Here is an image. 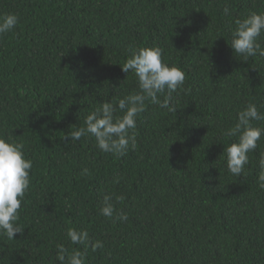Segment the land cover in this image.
Listing matches in <instances>:
<instances>
[{
  "label": "trees",
  "instance_id": "16d2710c",
  "mask_svg": "<svg viewBox=\"0 0 264 264\" xmlns=\"http://www.w3.org/2000/svg\"><path fill=\"white\" fill-rule=\"evenodd\" d=\"M251 12H264V0H0V15L20 18L0 39V133L33 161L24 231L0 235V264H60L57 245L85 250L69 228L104 243L87 247L86 264H264V137L234 176L226 149L238 136L223 135L249 102L264 114V57L231 48L235 21ZM129 46L162 47L186 81L174 111L146 102L136 148L117 158L68 133L139 91L122 70ZM105 195L111 219L100 213Z\"/></svg>",
  "mask_w": 264,
  "mask_h": 264
},
{
  "label": "clouds",
  "instance_id": "9594fccd",
  "mask_svg": "<svg viewBox=\"0 0 264 264\" xmlns=\"http://www.w3.org/2000/svg\"><path fill=\"white\" fill-rule=\"evenodd\" d=\"M225 15L229 14L226 8ZM20 22L15 13L0 15V39L12 32ZM236 27L231 35V48L235 54L245 59L259 55L264 57V12H251L243 19L235 21ZM129 56L124 62L122 70L130 71L137 78L139 91L121 99L104 102L91 114L87 115L84 123L86 127H78L76 131L68 133L72 143L80 141L84 136L95 137L96 146L105 153L117 158L126 154L129 146L136 148L134 131L137 119L146 110V102L159 105L160 108L174 111L172 94L181 89L186 81L185 71L175 65H169L164 58V49L160 46L133 47L129 46ZM167 93L161 101L160 96ZM118 113H123L119 115ZM253 121H264L257 105L249 102L238 112L237 123L223 132L225 137H236L238 141L227 147V168L234 176H241L245 166L249 163V153L255 152L264 137V127H254ZM24 144L13 140V135L0 133V235L14 240L16 234H23L18 224L19 212L24 202L25 193L30 187V173L33 161L26 157ZM261 171L258 181L264 188V154L259 161ZM82 175H89L85 168ZM120 199V198H117ZM111 195L103 197L101 215L113 218L116 212ZM120 221L128 219L126 214L117 216ZM67 238L75 245H84L85 250H72L57 245L56 259L60 264H86L87 247L93 251L104 248L100 240L90 241L87 230L69 228Z\"/></svg>",
  "mask_w": 264,
  "mask_h": 264
}]
</instances>
